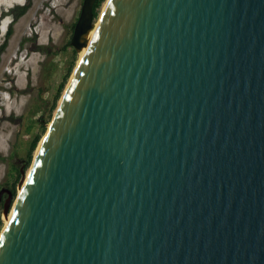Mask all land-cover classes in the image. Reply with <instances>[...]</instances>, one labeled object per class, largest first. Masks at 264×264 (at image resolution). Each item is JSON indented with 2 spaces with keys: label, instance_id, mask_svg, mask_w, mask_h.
Segmentation results:
<instances>
[{
  "label": "water",
  "instance_id": "water-1",
  "mask_svg": "<svg viewBox=\"0 0 264 264\" xmlns=\"http://www.w3.org/2000/svg\"><path fill=\"white\" fill-rule=\"evenodd\" d=\"M97 1L0 264H264V0Z\"/></svg>",
  "mask_w": 264,
  "mask_h": 264
},
{
  "label": "rangeland",
  "instance_id": "rangeland-1",
  "mask_svg": "<svg viewBox=\"0 0 264 264\" xmlns=\"http://www.w3.org/2000/svg\"><path fill=\"white\" fill-rule=\"evenodd\" d=\"M28 1L0 0V17ZM106 2L99 9L94 25ZM83 3L84 0H32L28 12L14 24L8 46L0 55V188L13 187L16 196L21 170L27 177L38 146L81 58V51H76L69 43ZM11 22L10 16L0 21V46ZM64 82L65 87L59 93ZM38 135L41 140L29 162V149ZM4 226L2 207L0 233Z\"/></svg>",
  "mask_w": 264,
  "mask_h": 264
},
{
  "label": "trees",
  "instance_id": "trees-1",
  "mask_svg": "<svg viewBox=\"0 0 264 264\" xmlns=\"http://www.w3.org/2000/svg\"><path fill=\"white\" fill-rule=\"evenodd\" d=\"M104 1L105 0H98L96 2L95 8H94V18L95 19L99 16V9L101 8V6H102ZM31 3H32V0H29L28 3L25 4L23 7H14L12 9H10L8 12L3 13L2 16L0 17V21L2 19H4L6 16L12 17V22L10 23L9 28H8V30L6 32L5 41L0 46V55L6 50V48L8 46L9 39H10V37L13 34V26H14V24L28 12V10L31 7ZM76 24L77 23H75V25H74V29H75ZM69 44H71V43H69ZM69 46H71V45H69ZM75 59H76V56L74 57V60ZM71 70H72V66L70 67L69 73L71 72ZM65 80H67V77L65 78ZM64 87H65V82L62 83L61 89L59 90V93H61V91L64 89ZM40 137H41V135H38L37 137H35L33 139L32 143H31V147L29 149V162H30V160H31V158L33 156L34 151L36 150V148H37V146H38V144H39V142L41 140ZM29 162H28V164H29ZM13 193H14V197H16L17 193H16L15 189H13Z\"/></svg>",
  "mask_w": 264,
  "mask_h": 264
},
{
  "label": "bare ground",
  "instance_id": "bare-ground-1",
  "mask_svg": "<svg viewBox=\"0 0 264 264\" xmlns=\"http://www.w3.org/2000/svg\"><path fill=\"white\" fill-rule=\"evenodd\" d=\"M106 4H107V2H106ZM106 4H105V6H104V9H105V7H106ZM98 22H99V21H98ZM98 22H97V24L94 26V28H93L89 33H87L86 35L83 36L82 41H85L86 43H89V41H90L92 35H93L94 32H95V29H96V27H97V25H98ZM85 51H86L85 48L81 50V58H82V56L84 55ZM19 191H21V188L19 189ZM7 223H8V219H5V224H7Z\"/></svg>",
  "mask_w": 264,
  "mask_h": 264
},
{
  "label": "flooded vegetation",
  "instance_id": "flooded-vegetation-1",
  "mask_svg": "<svg viewBox=\"0 0 264 264\" xmlns=\"http://www.w3.org/2000/svg\"><path fill=\"white\" fill-rule=\"evenodd\" d=\"M4 188H6V189H10V190H12L13 191V187H10L9 188V186H3V187H1L0 188V191L2 190V189H4ZM7 197H8V195L5 193L3 196H2V198H1V203H0V209L3 207V205H4V202H5V200L7 199Z\"/></svg>",
  "mask_w": 264,
  "mask_h": 264
}]
</instances>
